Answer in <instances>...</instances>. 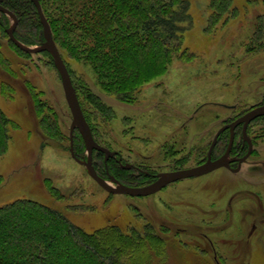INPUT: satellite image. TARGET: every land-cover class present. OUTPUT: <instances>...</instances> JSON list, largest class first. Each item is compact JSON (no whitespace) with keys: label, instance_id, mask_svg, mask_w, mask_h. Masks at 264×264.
Masks as SVG:
<instances>
[{"label":"rangeland","instance_id":"rangeland-1","mask_svg":"<svg viewBox=\"0 0 264 264\" xmlns=\"http://www.w3.org/2000/svg\"><path fill=\"white\" fill-rule=\"evenodd\" d=\"M188 1L180 48L164 73L133 92L104 89L90 63L64 55L97 142L118 154L130 171L120 174L135 176L134 184L151 181L137 179L138 168L157 173L202 162L219 127L264 104V44L255 43L264 0H232L216 24L210 0ZM26 53L0 27V108L11 120L0 158V206L34 199L89 231L150 222L167 238V264H264V116L248 127L254 152L241 171L216 168L148 196L111 194L71 155L72 113L51 54ZM242 135L239 127L238 144ZM82 147L80 158L87 159ZM96 151L93 159L100 162ZM128 163L137 168H125ZM24 228L9 235L20 236Z\"/></svg>","mask_w":264,"mask_h":264},{"label":"trees","instance_id":"trees-1","mask_svg":"<svg viewBox=\"0 0 264 264\" xmlns=\"http://www.w3.org/2000/svg\"><path fill=\"white\" fill-rule=\"evenodd\" d=\"M39 1L62 59L65 54L75 55L90 63L101 87L114 89L112 92L115 93L121 90L133 92L154 76L164 73V66L171 61L173 50L180 48L184 23L190 18L188 0ZM209 2L213 24L225 18L232 5V0ZM0 4L16 14L18 24L15 36L20 41L33 45L45 40L40 16L32 0H0ZM8 22V16L0 12V27L6 32ZM255 35V43L263 46L264 17ZM64 61L66 63V59ZM69 72L71 74L70 69ZM89 96L93 105L107 114L110 112L100 97ZM10 123V118L0 108V158L7 151ZM237 130L232 153L242 154L245 152L243 138L238 144ZM79 133H74V150L80 158L84 140ZM229 138L228 130L220 135L213 156L226 150ZM96 152V159L100 162L93 159L94 154L92 159L101 176L113 174L122 183L141 185L131 182L135 176L120 174L130 172L122 167V160L111 157L105 161L104 153ZM138 171L142 174L139 172L137 179L142 176L147 181L154 173L142 169ZM20 224L21 227L26 226L25 232L20 236L9 235L12 230L21 228ZM156 229L150 222L127 225L125 228L110 223L89 231L50 205L18 198L0 206V252L3 254L0 255V264H86L84 260H88L87 264H167L168 241ZM67 246H73L71 256L66 253ZM16 256L20 258L16 259ZM70 258L74 260L71 263L68 261Z\"/></svg>","mask_w":264,"mask_h":264},{"label":"water","instance_id":"water-1","mask_svg":"<svg viewBox=\"0 0 264 264\" xmlns=\"http://www.w3.org/2000/svg\"><path fill=\"white\" fill-rule=\"evenodd\" d=\"M32 2L35 4L36 9L38 11V14L40 16V22L43 26V35H44V41L40 44L36 45H27L20 41L15 36V30L17 27L18 18L14 12L11 10H8L5 6L0 4V12H3L7 14L12 19L11 26L7 29L8 36L10 39L15 43L16 46H18L20 49L22 48L23 51L28 53H40L43 51H47L51 54L55 67L57 69V72L60 75V79L62 81L64 93L67 100V103L69 105V108L72 113V121L70 126V152L73 156L74 160L77 162L83 164L89 173V175L101 186L103 187L107 192L111 194H126L130 196H148L151 194H154L161 190L162 188L166 187L168 184L176 182L177 180L189 178V177H199L205 174H208L214 170L219 168H227L232 170L233 172H237L241 169V164H243L248 157L251 155L253 151V141L251 140L250 135L247 131V126L251 121L254 119L264 116V104H259L257 106L252 107L251 109L247 110L243 114H240L238 118L235 120L224 124L222 127H219L218 131L215 133L214 138L210 144V147L208 149L207 153V159L198 164L191 167H184V168H178L176 170L171 171H163L157 174V179L151 183L145 184V185H129L122 183L120 180L116 179L113 176H109L108 178L111 179L115 184H111L108 179L101 176L93 163V154L94 151H100L106 154V159L109 156H114L116 154L115 151H112L108 149L105 146H102L97 142V140L94 137L92 128L87 121V118L84 114V111L82 109V105L79 99L77 90L73 84V80L71 77V74L69 72V69L64 61L62 59V55L60 52V49L58 48L54 37L51 25L48 19L46 18L42 5L39 0H32ZM240 125H243L242 133H243V140L247 141L249 144L247 152L241 156V157H230V152L232 151L234 140H235V133L236 128ZM230 131V139L229 144L226 149V151L218 158L213 159L212 158V152L214 147L217 144V140L219 139L220 135L225 132L226 130ZM75 130H78L84 140L85 147L87 149V159H81L76 156L75 150H74V133ZM237 161L238 166L236 168H232L230 166L233 162ZM125 168H132L133 164L128 163L124 165Z\"/></svg>","mask_w":264,"mask_h":264},{"label":"flooded vegetation","instance_id":"flooded-vegetation-1","mask_svg":"<svg viewBox=\"0 0 264 264\" xmlns=\"http://www.w3.org/2000/svg\"><path fill=\"white\" fill-rule=\"evenodd\" d=\"M258 105H259V104H258ZM256 106H257V105H256ZM250 109H251V108H250ZM254 120H255V119H254ZM254 120H253V121H254ZM253 121H251V122L249 123V125H250ZM249 125H248L247 127H249ZM242 126H243V125L238 126V127L236 128V130H237L239 127H242ZM242 129H243V127H242ZM227 130H228V129H227ZM227 130H226V131H227ZM228 131H229V130H228ZM247 131H248V128H247ZM229 134H230V131H229ZM248 134H249V133H248ZM235 136H236V133H235ZM242 138H243V135H242ZM243 139H244V138H243ZM243 139H242V140H243ZM251 139H252V138H251ZM234 141H235V140H234ZM252 141H253V140H252ZM217 142H218V141H217ZM242 143H243L242 148H243V150H244V148L246 147V148H245L246 151L243 152L242 154H240V153H232V151H231V152H230V157H241V156H243V155L247 152L248 147H249L248 142L245 141V140H243ZM228 144H229V143H228ZM246 145H247V146H246ZM227 147H228V146H227ZM226 149H227V148H226ZM232 150H233V149H232ZM253 150H254V142H253ZM225 151H226V150H225ZM225 151H224V152H225ZM224 152H223V153H224ZM253 152H254V151H252V153H253ZM207 153H208V151H207ZM207 153H206V154H207ZM212 153H213V152H212ZM212 153H211V154H212ZM223 153H222V154H223ZM252 153H251V154H252ZM222 154H221V155H222ZM115 155H116V156H115ZM115 155H114V157H117L118 154H115ZM221 155H219V156H217V157H214L213 154H212V158H213V159H216V158L220 157ZM250 156H251V155H250ZM250 156H249V157H250ZM249 157H248V159H249ZM206 159H207V157H206ZM206 159H205V160H206ZM248 159H247V160H248ZM119 160H120V159H119ZM205 160H203L202 162H204ZM247 160H246L244 163H248ZM202 162H200V163H202ZM200 163H198V164H200ZM244 163H243V164H244ZM198 164H196V165H198ZM252 164H253V163H252ZM241 165H242V164H241ZM230 166H232V168H236V167L238 166V162L235 161V162H233ZM133 167H134V168H137L135 165H134ZM242 168H243V165L241 166V169H240L239 171H241ZM226 169H227V168H226ZM138 170H140V168H138ZM173 170H176V169H173ZM228 170H230V169H228ZM169 171H171V170H169ZM230 171L233 172L232 170H230ZM239 171H237V172H239ZM237 172H234V173H237ZM158 173H160V172H157V173H155V172H154V173H151V174H150L151 181L147 182V184H148V183H151V182H153V181H155V180L157 179V174H158ZM245 190H246V191H245V196H251V195H250V191H251V190H249V189H245ZM254 196H257V194H255Z\"/></svg>","mask_w":264,"mask_h":264}]
</instances>
